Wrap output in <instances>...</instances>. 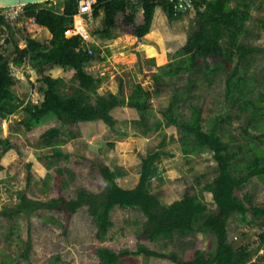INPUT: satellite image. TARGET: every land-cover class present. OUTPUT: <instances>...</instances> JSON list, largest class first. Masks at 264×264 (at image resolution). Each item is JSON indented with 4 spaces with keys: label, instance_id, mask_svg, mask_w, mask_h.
Here are the masks:
<instances>
[{
    "label": "rangeland",
    "instance_id": "374dc122",
    "mask_svg": "<svg viewBox=\"0 0 264 264\" xmlns=\"http://www.w3.org/2000/svg\"><path fill=\"white\" fill-rule=\"evenodd\" d=\"M239 1L250 5V17L238 45L261 49L241 61L240 70L245 71L248 78L249 98L258 105H264L260 97L264 95V0ZM56 4L57 0L43 2L40 7L49 8ZM230 6H236V1H231ZM135 15V24H141V12L137 11ZM124 16L123 13L117 15L112 38H102L96 33L102 26V11L98 17L87 20L85 26L82 19L76 16L75 28L67 34L77 32V24H81L89 35L90 47L97 48L98 59L88 63L85 69L101 79L95 89L98 95L111 92L127 99L136 84L145 90H155L154 75L159 68L170 62L178 63L183 56L177 51L198 30L194 10L182 13L180 19L170 24L165 16L162 17L156 29L142 38L133 35L130 28L123 24ZM12 27L15 39L22 48L27 38L37 39L44 44L51 39L46 28L25 16L20 15ZM223 42L225 46L227 41ZM0 54L8 56L10 61L14 57L13 44L7 31L0 34ZM150 59H153V64L148 63ZM237 61L235 55L233 65ZM10 72L16 81L12 90L22 103L13 114L0 120V138L17 145V149L3 152L0 144V211L16 205L18 192H25L29 198L36 200L55 197L56 170H63L62 194L67 198L74 197L80 189L95 192L101 189L96 164L121 170L124 175L116 179L117 183L123 188H132L138 181L142 159L157 148L165 135L166 146L163 150L172 156H163L154 163L149 179L150 192L163 205L179 201L185 194L196 196L205 202L208 211L216 212L211 194L203 188L216 177L217 162L209 151L196 155L183 154L179 140L181 135L175 126H166L164 122L160 129L146 135L144 127L137 124L139 113L124 105L111 111L113 126L101 121L66 125L51 117L27 131L21 121L26 117V107L39 104L42 100L40 77L27 61L21 66L11 61ZM48 74L53 78H62L66 86L77 83L71 69L55 67ZM226 75L219 73L206 80L201 73L194 72L162 78L160 82L164 88L152 96L151 109L146 118L151 126L157 120H162L160 111L166 109L174 98L173 109L180 118L190 116L191 105L202 109L204 130L209 129V120L216 115L230 116V121L220 127V134L223 141L228 142L238 154L237 166L242 167L244 160H252L260 149H264V138L254 139L244 132V129L251 135L264 132V110H260L253 120L249 118L250 110L241 111L238 104L232 107L225 99ZM50 128H58L61 134L54 139L53 146H42L41 135ZM170 139L173 141L170 142ZM58 149L68 156L56 157L54 153ZM28 164L31 166L28 167ZM28 172L31 174L29 185ZM240 194L250 197L253 206L264 208V176L252 178ZM48 216L64 222L63 214L57 212L33 213L29 216L20 214L10 220L0 217V264H96V246H106L116 251L121 248L135 250L138 242L157 252L176 254L181 260H189L196 250H211L214 245L213 240L202 233L186 237L174 235L171 241L161 238L149 242L142 235L147 219L137 209L114 207L109 215L111 226L103 241L97 239L94 222L85 207L69 216L65 228L54 225ZM245 218L246 221H243L241 216L233 214L228 222V240L235 246L247 245L250 250H257L258 255L263 254L264 240L261 236H264V214L254 216L249 210ZM28 240L31 250L28 258H25L23 250ZM255 259L254 255L252 261ZM261 261L264 264V257ZM120 264L175 263L141 255L132 260L125 259Z\"/></svg>",
    "mask_w": 264,
    "mask_h": 264
},
{
    "label": "trees",
    "instance_id": "16d2710c",
    "mask_svg": "<svg viewBox=\"0 0 264 264\" xmlns=\"http://www.w3.org/2000/svg\"><path fill=\"white\" fill-rule=\"evenodd\" d=\"M193 1L198 30L187 38L182 48L177 51V54L183 57L176 64L170 62L159 68V72L154 75L155 90H145L140 84H136L127 99L111 92L104 95L96 94L95 89L101 79L94 77L85 67L98 59L97 48L90 47L79 34L67 36L74 29V16L78 14L77 0H57L56 6L49 8L40 7V3L24 6L25 17L33 19L37 25L50 32L51 39L48 44L27 38L25 46L19 47L12 25L1 16L0 34L7 31L13 44L12 63L21 66L27 61L39 75L42 84L41 102L29 104L25 109L26 117L21 121L27 131L51 117L66 125L101 121L113 126L111 111L118 106L126 105L139 113L140 120L137 124L144 127V134L157 131L165 122L166 126H175L178 129L183 154L196 155L205 151L212 153L218 171L216 177L203 189L211 194L216 212L208 211L205 202L196 196L185 194L179 201L163 205L159 198L150 192L149 179L154 163L163 156H172L163 150L166 146L164 135L157 148L142 159L139 178L134 187L123 188L117 183L116 179L124 175L121 170L96 164L97 173L101 178V189L97 192L80 189L74 197L67 198L62 194L63 170H56L55 197L36 200L29 198L25 192H18L16 205L0 211L2 219L10 220L20 214L29 216L33 213L39 215L44 212L52 214L57 212L63 214L64 222L61 223L52 216H48L49 220L53 221L54 225L65 228L69 216L85 207L94 222L97 239L103 241L108 227L111 226L109 215L114 207L137 209L147 219L142 235L149 242L161 238L171 241L174 235L186 237L202 233L213 240V248L207 251L196 250L191 259L181 260L176 254L157 252L140 242L136 243L135 250L121 248L116 251L98 245L94 248V254L98 257L96 264H120L125 259L132 260L141 255L167 259L175 264H263L261 260L264 253L258 255L257 250H250L247 245L235 246L228 240V222L233 214H238L246 221L245 215L249 210L254 216L264 214V208L253 206L250 197L240 194L252 178L264 176V149H260L252 160H244V165L238 167V154L231 149L228 142L223 141L220 134V127L229 122L231 117L216 115L209 120V129L204 130L202 109L191 105L190 116L180 118L173 109L175 98L166 109L160 111L162 120H157L151 126L146 118L151 109L152 96L164 88V84L160 82L162 78L194 72L201 73L206 80L219 73L227 74L226 101L232 107L238 104L241 111L250 110V119L255 120V115L264 110V105H258L255 100L249 98L248 78L245 71L241 72L239 65L248 55L261 51L257 47L238 45L239 37L243 34L245 23L250 17V5L239 0H235L236 6L232 7L230 2L234 0ZM101 11L104 18L101 29L96 33L102 38L113 37L112 30L116 26V17L119 13L125 14L123 24L139 38L153 32L162 17L165 16L170 24L182 16V13L173 10L169 0H139L136 5L130 4L127 0H96L93 17H98ZM137 11L141 12L143 17L142 23L138 25L134 22ZM77 29L80 31L83 27L77 24ZM223 41H227L225 46ZM235 55L238 61L233 65ZM11 61L8 56L0 54V120L13 114L22 103L12 90L16 81L10 72ZM148 63L153 64V59L148 60ZM55 67L73 70V79L77 83L66 86L62 78H53L48 72ZM260 97L264 101V95ZM244 132L254 139L264 138V132L253 135L247 129H244ZM60 134L58 128L46 130L41 135L42 146H53L54 139ZM171 141L173 139H170ZM0 144L3 152L17 149V145L8 139L0 138ZM54 155L68 156L59 149L55 150ZM30 166L31 164H28V167ZM30 180L31 174L28 172L27 185ZM261 238L264 240V236ZM30 250L31 243L28 240L23 250L25 258H28ZM254 255L256 259L252 261Z\"/></svg>",
    "mask_w": 264,
    "mask_h": 264
},
{
    "label": "built area",
    "instance_id": "2783aa9c",
    "mask_svg": "<svg viewBox=\"0 0 264 264\" xmlns=\"http://www.w3.org/2000/svg\"><path fill=\"white\" fill-rule=\"evenodd\" d=\"M127 1L132 5H136L139 2V0H127ZM169 3L173 6V10L175 12H180V13H187L193 10L194 7L193 0H169ZM95 4H96V0H77L78 14L76 16H79L82 19L84 26L86 25L87 20L93 19V8ZM20 15L25 16V9L24 6L22 5L15 7L0 8V16L10 25H13V22ZM76 16H74V18ZM31 21L34 22L33 19H31ZM74 28H75V24H74ZM73 34H79L83 38V40L88 43L89 36L86 33L84 27L82 30L80 31L77 30V32H74Z\"/></svg>",
    "mask_w": 264,
    "mask_h": 264
},
{
    "label": "water",
    "instance_id": "95a60500",
    "mask_svg": "<svg viewBox=\"0 0 264 264\" xmlns=\"http://www.w3.org/2000/svg\"><path fill=\"white\" fill-rule=\"evenodd\" d=\"M54 0H0V8L15 7V6H26L29 4H37L43 2H49Z\"/></svg>",
    "mask_w": 264,
    "mask_h": 264
},
{
    "label": "crops",
    "instance_id": "0c3cea01",
    "mask_svg": "<svg viewBox=\"0 0 264 264\" xmlns=\"http://www.w3.org/2000/svg\"><path fill=\"white\" fill-rule=\"evenodd\" d=\"M142 21H143V17H142ZM74 24H75V18H74ZM87 33V32H86ZM72 35V34H71ZM67 36H70V35H67ZM89 36V35H88Z\"/></svg>",
    "mask_w": 264,
    "mask_h": 264
},
{
    "label": "bare ground",
    "instance_id": "6f19581e",
    "mask_svg": "<svg viewBox=\"0 0 264 264\" xmlns=\"http://www.w3.org/2000/svg\"><path fill=\"white\" fill-rule=\"evenodd\" d=\"M81 25V24H80ZM82 26V25H81ZM45 31V30H44Z\"/></svg>",
    "mask_w": 264,
    "mask_h": 264
}]
</instances>
